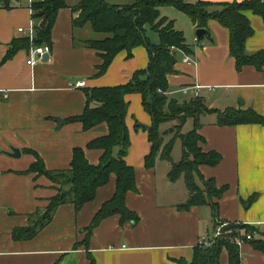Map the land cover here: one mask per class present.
Segmentation results:
<instances>
[{"label": "crops", "instance_id": "0c3cea01", "mask_svg": "<svg viewBox=\"0 0 264 264\" xmlns=\"http://www.w3.org/2000/svg\"><path fill=\"white\" fill-rule=\"evenodd\" d=\"M42 1L14 0L12 9L0 10V264H92L93 260L96 264L192 262L201 239L215 235L212 211L207 206L180 211L179 207L190 197L186 182L169 181V167L160 163L159 158L153 169L145 167L151 144L147 133L137 129V125L150 127L152 121L140 94L126 98L129 103L126 122L131 137L126 161L136 170L138 188L137 192L127 194L126 204L139 221L122 224L121 216H110L96 227L89 250L81 244L95 216L113 199L117 182L112 175L109 185L97 191L95 201L79 212L74 205L65 204L35 238L20 242L13 239V230L27 227L37 211L46 209L57 194L56 184L37 173H27L37 161L34 153L52 171L68 170L73 151L78 148L85 150L90 165L100 162L103 153L87 147L93 140L106 137L109 127L101 124L85 131L82 124L67 122L86 109L83 89L126 84L150 64L147 49L137 47L132 57L122 52L106 75L95 77L103 62L95 50L74 47L69 8L59 12L53 29L52 52L45 48L50 58L34 59L29 65L30 49L21 50L5 62L11 44L25 35L19 30L28 32L34 27L31 5ZM80 1L67 0L70 7ZM106 1L120 6L139 0ZM201 1L225 4L246 0ZM244 13L254 30L246 49L249 54H256L264 50V19L250 11ZM162 15L175 20L179 31L180 24L186 22L183 17L186 15L173 7L162 9ZM196 30L191 21L182 30L190 36L186 38L194 55L178 54L177 73L169 76V96L180 103L189 102L194 93L185 94L182 89L201 86L200 99L209 110H214L199 118L198 133L205 139L201 147L205 152L220 153L222 160L215 167L201 166L200 171L205 179L215 180L219 188L227 187L219 200L220 219L228 225L248 224L264 231V125L218 123L219 114L228 110L252 109L264 117V69L245 67L237 71L230 54V30L216 20L208 23L211 41L205 39L199 44ZM83 36L89 38L90 33ZM149 39L155 45L160 43L155 31ZM185 57L192 61L186 63ZM78 82L83 86L77 87ZM12 149L20 150L21 156L16 159L8 155ZM119 151V147L113 149L115 158ZM221 255V264H229L226 249ZM240 255L241 264H264V254L250 242L240 247Z\"/></svg>", "mask_w": 264, "mask_h": 264}, {"label": "trees", "instance_id": "16d2710c", "mask_svg": "<svg viewBox=\"0 0 264 264\" xmlns=\"http://www.w3.org/2000/svg\"><path fill=\"white\" fill-rule=\"evenodd\" d=\"M13 1L0 0V10L12 9ZM165 7H173L179 13L185 14L195 29H208V23L216 20L225 29L230 30V54L236 61L237 71H242L245 67H253L259 71L264 69V50L256 54L247 52L246 42L254 35V30L244 13L250 11L264 19V0L225 4L201 0L195 3L190 0H139L134 4L120 6L106 0H82L74 7H70L67 0H43L33 3L31 9L36 36L33 41L27 34L15 39L4 59L5 62L14 58L21 50L47 48L52 52L53 29L58 21L59 12L69 8L73 17L74 47L95 50L103 62L97 68L95 77L106 75L115 58L122 52H126L128 58L132 57L137 47L147 49L150 64L146 70L137 71L133 79L126 84L83 89L87 99L84 113L67 120L69 123L82 124L85 131H90L101 124L109 127L106 137L93 140L87 147L89 150L103 153L98 165H90L85 150L78 148L73 151V160L68 170L52 171L46 169L42 158L34 153L37 161L27 173H37L38 176H44L60 187L57 188V194L51 198L49 206L37 211L27 227L13 230L15 241L35 238L51 223L57 209L65 204L74 205L79 212L85 205L95 201L97 191L109 185L112 175L116 176L117 182L113 199L95 216L93 223L85 231L86 237L81 244L89 250V241L96 227L110 216H121L122 224L139 221L138 216L131 212L126 204L127 194L138 191L136 170L126 161L131 147L126 122L129 103L126 98L137 94L142 96V104L152 121L150 127L140 123L137 125V129H143L147 133L151 144V152L145 158V167L153 169L158 158L171 162L169 181L177 182L182 178L186 182L190 196L179 210L207 206L212 211L215 231L224 226L225 223L220 219L219 200L227 191V187L219 188L215 180L205 179L200 171L201 166L215 167L222 160L220 153L205 152L202 149L201 145L205 139L198 133L200 116L213 113L214 110H209L200 97L180 103L169 96V76L177 73L178 54L182 52L187 56H193L194 51L184 31L176 29V21L162 15V9ZM147 27L159 35L158 45L150 41ZM84 33H90V37H84ZM188 119L194 121V128L191 132L182 134L183 125ZM218 119L221 126L264 125V117L252 109L243 112L228 110L220 113ZM171 121H178L181 124L176 130H173L174 128L168 130L167 134L172 133L174 137L165 143L161 129L164 124ZM178 138L182 141L184 155L181 162L175 163L172 155ZM115 147L120 149L118 158L114 157ZM231 230L232 233H228ZM247 235L252 236L253 240L248 242L254 249L264 254V231L248 224H231L228 227L224 226L223 234L213 239L211 246L195 247L192 262L180 260L178 264H221L224 249L230 255L229 264H241L240 247L236 239L246 238ZM92 264H96L94 260Z\"/></svg>", "mask_w": 264, "mask_h": 264}, {"label": "rangeland", "instance_id": "374dc122", "mask_svg": "<svg viewBox=\"0 0 264 264\" xmlns=\"http://www.w3.org/2000/svg\"><path fill=\"white\" fill-rule=\"evenodd\" d=\"M183 17H185L184 19H185L186 22L181 23L180 26H182L181 27L182 28L181 30H184L185 31L186 28H187V23H189V25H190V20L186 16H183ZM146 31H147V33L149 35L148 37H152V33H154V31L153 30H150V28H148V27H147ZM187 31H186V36H187V38H190V36L187 33ZM99 37H102V36H99ZM179 98H182V97H179ZM180 124L181 123L178 122V121H171V122H168V123H166V124H164L162 126L161 131H162V136L164 137L165 143H168L169 140H171L174 137L172 133H168L167 134L168 130L170 128H174L173 130H176V128H179L180 127ZM193 126H194L193 125V120L192 119H188V121L183 125L182 131H181L182 134L183 133L186 134V133L191 132L193 130V128H194ZM173 151H174L173 152V155H172L173 161L175 163L181 162L182 159H183V155H184V151H183L181 139H179V138L177 139ZM158 160H160V163H163V165L168 166L169 167V170H171V168H172L171 162H166V161H163L161 159H158ZM160 169L162 170L163 168H160ZM182 180L183 179L181 178V181ZM183 183H184V181H183ZM59 187L60 186H58V185L56 186V188H59ZM224 226L225 227H228L230 225L224 224ZM224 226H222V230H223ZM232 231L233 230L229 231L228 233H232Z\"/></svg>", "mask_w": 264, "mask_h": 264}, {"label": "built area", "instance_id": "2783aa9c", "mask_svg": "<svg viewBox=\"0 0 264 264\" xmlns=\"http://www.w3.org/2000/svg\"><path fill=\"white\" fill-rule=\"evenodd\" d=\"M23 2H29L30 0H21ZM20 33H23V34H27L29 36H31V39L33 41L34 37L36 36V33H35V29L34 27H32L30 29V31H25L24 29H20L19 30ZM196 41H197V38H196ZM49 51L45 48H36V49H31V57H30V60L28 61V64L29 65H32L34 63V59H38V60H43L45 54H47ZM184 61L186 63H190L192 60L190 59V57H185ZM77 87H81L83 86V83L81 82H78L76 84ZM201 86H198L195 87L193 90L190 89V88H184L182 89V92H184L185 94H189L191 92L194 93V99H198L200 96H201ZM223 234V230H222V227H219L214 235L213 238L211 239H201V242H200V245H204V246H211L213 244V239H216L217 237H220L221 235ZM237 240V245L239 247H241L242 245L246 244L248 241H251L253 240L252 239V236L251 235H247L246 238H238L236 239Z\"/></svg>", "mask_w": 264, "mask_h": 264}, {"label": "water", "instance_id": "95a60500", "mask_svg": "<svg viewBox=\"0 0 264 264\" xmlns=\"http://www.w3.org/2000/svg\"><path fill=\"white\" fill-rule=\"evenodd\" d=\"M196 38H197L198 43L201 44V45H202V42L205 39H207L209 41L212 40L209 30L208 29H203V28H198L196 30ZM48 58H50L49 52L47 54H45L43 59H44V61H46ZM7 154L10 155L13 158H16V159L21 156L20 150H17V149H12L11 153H7Z\"/></svg>", "mask_w": 264, "mask_h": 264}]
</instances>
